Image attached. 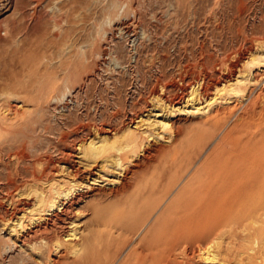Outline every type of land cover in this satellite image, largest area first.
Here are the masks:
<instances>
[{
  "label": "rangeland",
  "instance_id": "1",
  "mask_svg": "<svg viewBox=\"0 0 264 264\" xmlns=\"http://www.w3.org/2000/svg\"><path fill=\"white\" fill-rule=\"evenodd\" d=\"M136 1L0 0V264H131L144 229L189 185L209 192V230L264 203V66L256 49L264 41V0H144L140 12ZM128 20L142 35L135 60L132 36L114 28ZM113 41L125 45L123 66L109 59ZM242 63L252 78L213 91L214 81L231 79ZM196 84L199 98L209 100L181 106ZM63 89L61 100L51 98ZM158 119L166 125L154 124ZM96 127L119 137L135 131L124 151H115L125 173L104 167L73 180L62 168L78 165L75 145L97 140ZM38 170L40 180L33 177ZM62 180L64 188L78 180L85 194L103 193L72 204L78 237L58 248L41 237L64 239V232H30L28 206L40 190L48 191L40 206L56 202L52 189ZM122 181L130 183L123 190ZM25 215L21 231L13 224ZM234 220L221 238L235 249L242 237ZM21 233L30 242L21 245ZM175 243L150 264H206L195 258L194 242Z\"/></svg>",
  "mask_w": 264,
  "mask_h": 264
},
{
  "label": "bare ground",
  "instance_id": "2",
  "mask_svg": "<svg viewBox=\"0 0 264 264\" xmlns=\"http://www.w3.org/2000/svg\"><path fill=\"white\" fill-rule=\"evenodd\" d=\"M143 1L144 0H137L136 1V4H137L136 6H138V8H136V9L138 11L139 10L141 11L140 7H141ZM109 16H108V18H109ZM110 20H111V18H109V20H107V21L110 22ZM128 21L120 23L117 26H115L114 28H116L117 34L120 37L129 36V35L132 36V38L129 39L130 45H131L130 49L132 51V52H130V54L133 57L132 60H135L137 50H138V45L140 42V37L142 35L139 36L138 33L137 34L134 33L135 30L133 31V28H132L133 25L130 23V22H132V20L129 21V23H128ZM134 24H136V23H134ZM142 29H141L140 33H143ZM112 40H114V39H112ZM124 46L125 45L121 44L120 42H117V41L112 42V47L110 49L111 55H110L109 59L112 61V64L114 66H120V65L123 66L124 65V64H122V62L120 60V56H121L120 52L125 48ZM256 47H257L256 48L257 50L261 51V52L258 51L259 53H261L260 54L261 57H259V55H258L259 58H257V60L259 59L258 62H260V64H262L264 66V41L263 40L260 42L258 41L256 43ZM249 49H251V48H248V50ZM247 54H249V53L247 52ZM247 54H245L246 58L250 57ZM246 58H244L243 63H244ZM252 73L253 72L249 68L246 69L245 64H243L240 68L237 69L235 76L232 77L231 79H230V77H228L226 80H223L221 82L217 81V80L214 81L213 87H212L213 91L218 92V93H225L227 90L228 91H230L231 89L234 90V88H236L237 84L239 86V81L240 82L243 80L248 81V79L252 78ZM256 73L258 74V71ZM255 74H253V76ZM253 79L255 81V78H253ZM256 80L258 81V79H256ZM262 80H264V79H262ZM260 81H261V79H260ZM244 85H245V82H244ZM66 88H68V91H70L68 86ZM66 90L63 89L62 92H59V93L55 94L54 96H51V98L55 99L56 101L61 100L60 98H61V96H63V94L66 93ZM197 94H198L197 84L192 85L190 87L188 94L182 99L181 106H183V107L188 106L187 104L195 106L194 104H199V103H201V106H202V102L209 100V98L201 100ZM159 101H160V99H159ZM172 104H173V100L170 102V107L174 106ZM166 108H168V107H166ZM178 108H180V107H178ZM195 108H198V107L196 106ZM153 115L159 116L160 113L157 111V112L153 113ZM161 115H162V113H161ZM139 120H141V119L139 118ZM162 120L163 119H161V120L158 119V121L156 120L153 123L157 124V125L159 124V125L165 126L166 123H164ZM136 126H137V124L134 125V127H136ZM102 128L103 127H96L95 128L96 133H95L94 137H97V140L89 139L88 142H85L83 140H79L78 143L75 145V149L78 152L77 156L79 158H81V160L77 162L78 165L72 164L71 162L68 161L67 166H63V168H62L63 171L65 170L64 172L68 176H70L71 179L76 180V178L77 179L80 178V180H82L83 178L84 179L88 178V176H92V174L94 173L93 170L96 169V170L100 171V170H103L102 168H104V167H106V168L107 167H110V168L119 167L120 171L122 172L121 174L125 173V170L127 167H124V156L122 155V156L118 157L117 155H115V151H121V153H122V151H124V146L126 147L133 140L135 131H131V132L127 133L124 137L123 136L119 137L121 135L118 136V133H117L118 131L116 129H109L108 127H106V128L104 127L103 129ZM226 134H228V132ZM48 169H50V168L48 167ZM42 172L43 171H40V170L36 171L33 174V177L35 179H39L41 177ZM95 177H100V175H96ZM95 177L93 176L92 178L94 179ZM73 180H71L73 183L71 185H68L66 188H64L67 185L64 180H62L61 182H58L57 184L55 183V185L53 186V189H52L54 191L53 196L56 198L59 197V199H57L56 202H54L52 199H50L48 204L46 203L47 206L44 208L40 205H41V203H44L43 201H44V199H46L45 197L48 195V191L46 192L45 190H40V191L34 192L35 193V194L33 193L35 195L34 202L30 203V206H28V207H30L29 210L26 209L31 213L30 215L33 214L31 218L28 216L30 221H32L34 224V228H31V230H29L33 234H35L36 231L39 232V230H43L45 232V234H48V233H50V230L53 231L54 228H56V227H58V229L60 228L62 230V232H64V235H63L64 239H61V237L55 236L56 234L55 235L53 234L54 236H52V234L51 235L50 234L49 235H42V237L40 236L42 238V239L41 238L40 239L43 240L44 243L52 242L55 247L62 246L61 244H63V242H65V241H70V242L74 241L78 237L76 232L74 231V228H72L73 227L72 225H74V224L72 223V220L69 217V214L74 213V211H73L74 209H72L74 207H71L72 204L77 203L79 201L81 202V200H83L82 198H84V197L86 198V196H88V195H89V197H91V195H96V194L98 195L100 193H103V192H100L99 190L91 189V191L89 193L85 194L84 192L80 191L81 187H83V185L80 184V181L77 182L78 181L77 180L76 182H74ZM68 182H70V181H68ZM42 184H44V183H42ZM128 184H130V183H128L127 181H125V182L122 181V184H121L122 186L120 187L121 190L125 189ZM189 186L184 187V188L182 187L183 189H180V191L176 193V195L174 196V199L169 201V203L165 205V207L159 212V214L153 219V221L144 229L143 233L141 234L140 238L138 239L137 245L135 246V249H134L135 254H134L133 261L131 262V264H150L151 262H153L157 258H159V256L161 255V253L165 247H167V250H169V249H171V247H173V244H176L175 242H177V245H178L182 240L185 241V243L186 242H189V243L194 242L195 248H193V249H194V254L196 256L195 258H197L199 261H202L204 263L206 262V264H256V261H255L256 257L260 258L261 260H264V203H260L259 205H256V206L251 205L250 210H248L249 208L247 209L246 207H244L243 209H247L248 211L247 210H246V212L243 211L240 213V215H237L238 219H237V217L227 215L226 217H224V219H221L222 221L220 223L216 222L214 224V226H212V228L215 227V229L209 230V192H205L202 189V187L201 188L197 187L198 185L197 186L191 185V187H189ZM17 190L18 189H16L15 192H17ZM47 190H49V189H47ZM51 191H49V194ZM131 191H133V190H131ZM119 192H120V190H119ZM126 193H128V192H126ZM143 194L144 195L140 194L141 197L138 199L139 203L140 202L142 203V201H145L147 199V197L149 195V191L146 190ZM61 197H65L66 201L60 200ZM9 200H10V198H9ZM22 202H24V199L22 200ZM139 206H140V204L138 205V207ZM44 209H46L47 211L55 209V212L53 213L52 211H50L48 213L49 216L46 215L45 217H43L42 215H40L41 214L40 212ZM56 209L59 210L60 212H62V214L56 212ZM236 210L238 213L239 208ZM240 210H242V209H240ZM231 211H232V209H231ZM41 216H42V218H41ZM22 217L19 218L18 220L15 219V222L13 224V226H18L17 229H20L21 231L24 230L25 225H27V224H24V222H23L24 220L26 221V215L22 216ZM234 218H235L234 221L238 220L237 224H236L238 226L237 230L241 233V237H242L238 248H235V249H234V246H235L234 241H232V240L229 241L226 239L224 240L223 237L221 238L222 234L227 230L226 227L227 228L229 227L230 222H232L231 220H233ZM30 221H28V222H30ZM234 221H233V223H234ZM120 225H119V227H120ZM232 227H233V225H232ZM21 234H23V233H21ZM37 236H38V234H37ZM28 237H31V236H28ZM28 237H26L24 235L23 239L21 238L22 239V241H20L21 245L24 241L28 240L27 239ZM226 237L228 238V236H226ZM179 239L180 240L182 239V240L179 242ZM63 240H65V241H63ZM27 242H30V241H27ZM185 243H183V244H185ZM12 247H15V246H14L13 242L11 241V244H7V246H5V248H4L5 252L6 253L9 252ZM183 249H184V247H183ZM177 250H179V249H177ZM166 251L164 250V252H166ZM170 251H173V250L171 249ZM168 253L169 252H167L165 254L168 255ZM162 256H160V257H162ZM52 260L55 261L56 259L52 258Z\"/></svg>",
  "mask_w": 264,
  "mask_h": 264
}]
</instances>
